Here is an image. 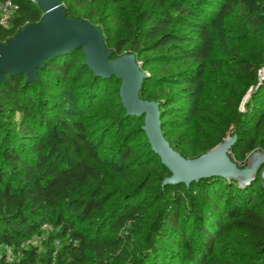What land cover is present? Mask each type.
I'll use <instances>...</instances> for the list:
<instances>
[{"label": "trees", "instance_id": "trees-1", "mask_svg": "<svg viewBox=\"0 0 264 264\" xmlns=\"http://www.w3.org/2000/svg\"><path fill=\"white\" fill-rule=\"evenodd\" d=\"M13 1L17 8L0 23V43L43 18L37 0ZM61 1L68 16L100 27L107 50V29L94 5L115 7L109 15L116 35L112 57L152 52L144 59L153 69L140 98L151 99L148 86L178 87L158 101L160 114L181 109L174 106L179 99L191 102V117L209 131L213 146L234 126L233 151L252 150L256 138H264L258 67L250 63L244 70L253 90L244 124L236 106L223 102L224 91L209 83L210 32L235 0L216 9L206 0ZM241 1L248 21L264 26V15L254 16ZM255 54L264 73V45H256ZM37 76L33 82L7 76L0 84V247H10L12 255L2 248L0 264H264L261 175L245 185L222 176L161 185L172 174L149 144L143 149L152 169H138L142 117L127 115L119 96L108 97L119 79L94 76L82 49L47 60ZM35 236L43 237L41 245L22 246Z\"/></svg>", "mask_w": 264, "mask_h": 264}, {"label": "rangeland", "instance_id": "rangeland-1", "mask_svg": "<svg viewBox=\"0 0 264 264\" xmlns=\"http://www.w3.org/2000/svg\"><path fill=\"white\" fill-rule=\"evenodd\" d=\"M225 1L226 0H206L207 5L213 6L215 9L222 6L223 3H225ZM246 2L247 4L249 3V5L253 8L254 16L259 17L264 15V0H246ZM242 3L243 2L241 0H235L232 3V9H230L231 11L225 13L223 17L219 18L218 22L216 23V26L212 27L210 32V37L212 42V51L210 54L211 63L208 71L210 75L209 83L211 84V86L214 87L215 91L216 89L219 88L224 91L222 93L223 97H221L223 99V102L228 103V105H232L234 107L236 106L235 107L236 115L239 117L240 122L244 124V122H247L249 120L247 114L248 110L245 105L251 99V94L253 92L252 87H249L246 84L244 70L248 67L250 63H253L254 66L258 67L259 69L258 71L259 76L264 75L263 69L261 68L262 65L260 63V60L258 59L259 57H257V55L255 54L256 45H264V26L259 25L255 27L253 24L250 23L251 21L250 22L248 21L247 18L248 15ZM121 5L124 7L125 3H121ZM125 7L132 8V6L130 5L129 6L127 5ZM94 8L97 11V17L99 22L103 24L107 29L105 36L107 41H109L110 43V48H109L110 50L108 51L110 52L115 51L114 45L116 43L115 41L116 35L114 34V29L112 28L113 25L110 24L109 22V20L111 19L109 15L114 12L115 7L105 5L101 2H97L94 5ZM117 26H118L117 29L121 28L120 25ZM255 36L256 38H254ZM124 54L133 55L136 58V63L137 65H139V71L144 75V78L142 79L141 82V87H142L143 80L150 75V71H152L153 69V66L146 67L144 65L145 64L144 59L147 58L148 55H151L152 52L149 51L140 52V55L139 54L137 55L138 57H141L139 59L131 50L130 51L126 50L124 53L116 56H120ZM120 84H121L120 80L115 81V83H113V86L110 89L111 93L108 94L109 98L113 99L116 96H119ZM141 87H140V91L142 90ZM177 88L178 87L175 85L172 86L161 85V86H148L145 89H146V94L151 97V99L148 100L159 105L158 101L160 99H167V96L169 95H170L169 97H171L173 95L172 89L173 91H175L177 90ZM154 98L158 100H155ZM178 99L179 98H177V100ZM224 99H226L228 102H226ZM171 100L174 101L176 99H171ZM190 105L191 102L185 103L183 100L179 99L178 102H175L174 106H180L179 108L181 109H177V111L174 113H171L172 111L171 110L170 112H164L163 114H160V105L158 109L159 111L158 120L160 121V123L162 121V125H164L163 131L160 127L161 134L163 132V134L165 135L168 141L178 146L179 149L182 150L188 156L187 159L189 160L199 159L206 154L214 153L222 145H228V148L226 149L224 156L228 157L229 162L232 165H234L236 170L238 169L244 171L248 168L250 159H252L254 156H259V155H252L254 152L264 153V150L261 149L259 146V144L261 143L264 144V138L262 136L256 138V143H258V145L254 144L252 150L237 149L236 151H233L232 147L236 141L235 135H233L235 129L234 126L230 127L229 131L226 133V137L223 139L224 140L223 142L213 146L212 145L213 140L211 138V134L209 133V131L205 127H202L200 124H197V122L191 117V112H190L191 110L189 108ZM182 109L184 111L180 113L179 110ZM231 111H232L231 109L226 108L225 116L230 117L231 115L230 113H232ZM141 117L142 119L140 123H138V126H140L141 130L143 131V135L142 137L138 138L139 144L137 146V152L139 153V158L144 161H141L139 163L140 165L138 169L144 171H150L152 169V166L149 167V162L145 161V157H144L145 150L143 148L146 147L147 144H149L152 149V145L149 141V138H147L146 132L143 128L145 126L144 117L143 116ZM163 134L162 137L165 140ZM228 140H231L229 144L226 143V141ZM262 140L263 142H261ZM168 141L166 142L169 144ZM251 141H252V137L249 138L246 144H250ZM206 149H208V151ZM152 151L154 152L153 149ZM154 154L156 153L154 152ZM261 165L262 164H260L259 166ZM163 166L169 171V169L164 164ZM263 168L264 165H262L259 168V170H257V173L255 170L251 175V177L249 178H254V176L256 177L257 174L261 175ZM170 174L172 173L170 172ZM158 175H162V174L158 173ZM172 176L164 177L161 182V185L170 183ZM254 179L251 181H254ZM262 185L264 188V181ZM151 192L152 191L148 193ZM263 203H264V198L260 200L259 204L264 207ZM48 229L49 227L47 226L45 230ZM128 234L133 235L131 232H128ZM133 237L135 238V236ZM38 238L39 239L36 245L38 244L41 245L43 237L38 236ZM129 249L130 250H128V252L130 255H132L135 250L134 248L132 249L129 248Z\"/></svg>", "mask_w": 264, "mask_h": 264}, {"label": "water", "instance_id": "water-1", "mask_svg": "<svg viewBox=\"0 0 264 264\" xmlns=\"http://www.w3.org/2000/svg\"><path fill=\"white\" fill-rule=\"evenodd\" d=\"M37 2L43 10L41 22L25 25L17 32L15 38L0 43V84L7 82L8 77L16 75H24L26 82H33L38 79L37 72L45 67L47 60L82 49L85 64L94 76L116 77L121 81L120 102L127 115L144 117L143 128L152 149L173 174L170 183L180 182L188 185L191 181L204 177L222 176L243 185L255 178H243V171L236 170L230 163L234 167L232 172L226 167L207 162L213 153L195 160L181 157L162 137L158 120L159 105L140 98L144 75L139 71L136 58L126 54L113 58L112 52L106 48L100 27H95L85 19L68 16L61 0ZM230 142L231 140L226 141L227 144ZM252 155L261 156L264 165V153L254 152ZM225 159L229 161L228 157ZM261 166L256 169V173ZM261 177L264 181V168Z\"/></svg>", "mask_w": 264, "mask_h": 264}, {"label": "bare ground", "instance_id": "bare-ground-1", "mask_svg": "<svg viewBox=\"0 0 264 264\" xmlns=\"http://www.w3.org/2000/svg\"><path fill=\"white\" fill-rule=\"evenodd\" d=\"M228 145H222L217 151L212 154V157L208 158L206 161L210 163H215L217 166L226 167L229 169V172L234 171V167H232L229 161H226L224 154ZM263 158L261 156H254L250 159L248 168L243 171L241 175L243 178H249L253 174V172L258 168L260 164H262ZM230 163V164H229Z\"/></svg>", "mask_w": 264, "mask_h": 264}, {"label": "built area", "instance_id": "built-area-1", "mask_svg": "<svg viewBox=\"0 0 264 264\" xmlns=\"http://www.w3.org/2000/svg\"><path fill=\"white\" fill-rule=\"evenodd\" d=\"M17 8V3L13 0H0V23L3 25H6L8 22V18L10 15L13 14L14 9ZM47 226H44L43 228L45 229ZM40 237V236H39ZM38 237L35 236L31 239H26L22 243L23 247H29L30 245H34L38 242ZM58 243V241H57ZM4 248L6 251V255L8 258L12 259L11 255V248L6 246L5 247H0V255H1V249Z\"/></svg>", "mask_w": 264, "mask_h": 264}]
</instances>
